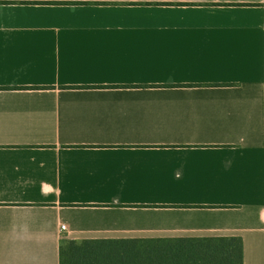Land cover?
I'll return each instance as SVG.
<instances>
[{
    "label": "crops",
    "instance_id": "1",
    "mask_svg": "<svg viewBox=\"0 0 264 264\" xmlns=\"http://www.w3.org/2000/svg\"><path fill=\"white\" fill-rule=\"evenodd\" d=\"M200 237L264 264V0H0V264Z\"/></svg>",
    "mask_w": 264,
    "mask_h": 264
},
{
    "label": "trees",
    "instance_id": "2",
    "mask_svg": "<svg viewBox=\"0 0 264 264\" xmlns=\"http://www.w3.org/2000/svg\"><path fill=\"white\" fill-rule=\"evenodd\" d=\"M170 241L157 249H114V239L70 240L60 249V264H244L241 237H200ZM176 247V248H175ZM107 248V249H106Z\"/></svg>",
    "mask_w": 264,
    "mask_h": 264
},
{
    "label": "built area",
    "instance_id": "3",
    "mask_svg": "<svg viewBox=\"0 0 264 264\" xmlns=\"http://www.w3.org/2000/svg\"><path fill=\"white\" fill-rule=\"evenodd\" d=\"M64 227V226H63Z\"/></svg>",
    "mask_w": 264,
    "mask_h": 264
}]
</instances>
